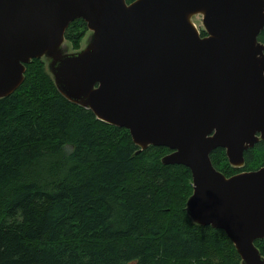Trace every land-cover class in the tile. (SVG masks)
Instances as JSON below:
<instances>
[{
	"label": "water",
	"instance_id": "95a60500",
	"mask_svg": "<svg viewBox=\"0 0 264 264\" xmlns=\"http://www.w3.org/2000/svg\"><path fill=\"white\" fill-rule=\"evenodd\" d=\"M202 16L201 36L191 17ZM91 32L67 52L74 20ZM264 0H0V98L23 82L25 65L44 59L59 93L132 142L169 150L161 162L185 166L186 212L222 230L241 264H264V165L226 177L264 141Z\"/></svg>",
	"mask_w": 264,
	"mask_h": 264
},
{
	"label": "trees",
	"instance_id": "16d2710c",
	"mask_svg": "<svg viewBox=\"0 0 264 264\" xmlns=\"http://www.w3.org/2000/svg\"><path fill=\"white\" fill-rule=\"evenodd\" d=\"M86 31L70 23L64 49L78 51ZM168 153L139 150L126 129L63 97L44 59L31 60L0 98V264H241L222 230L188 216L191 175L163 164ZM243 158L234 168L224 149L210 153L230 177L264 165V141ZM254 245L264 257V239Z\"/></svg>",
	"mask_w": 264,
	"mask_h": 264
},
{
	"label": "rangeland",
	"instance_id": "374dc122",
	"mask_svg": "<svg viewBox=\"0 0 264 264\" xmlns=\"http://www.w3.org/2000/svg\"><path fill=\"white\" fill-rule=\"evenodd\" d=\"M191 21L194 23V25L196 26V28L198 29V31L200 33L204 32L203 26H202V16L200 14L198 15H194L191 17ZM91 36V32L89 30L86 31L81 43H80V47L83 48L84 46H86L87 42L89 41ZM64 46V45H63ZM64 48V47H63ZM65 50V49H64ZM67 52H70L71 50H65Z\"/></svg>",
	"mask_w": 264,
	"mask_h": 264
},
{
	"label": "flooded vegetation",
	"instance_id": "af4514ba",
	"mask_svg": "<svg viewBox=\"0 0 264 264\" xmlns=\"http://www.w3.org/2000/svg\"><path fill=\"white\" fill-rule=\"evenodd\" d=\"M202 35V33H200ZM203 36V35H202Z\"/></svg>",
	"mask_w": 264,
	"mask_h": 264
},
{
	"label": "bare ground",
	"instance_id": "6f19581e",
	"mask_svg": "<svg viewBox=\"0 0 264 264\" xmlns=\"http://www.w3.org/2000/svg\"><path fill=\"white\" fill-rule=\"evenodd\" d=\"M193 23V22H192ZM194 24V23H193Z\"/></svg>",
	"mask_w": 264,
	"mask_h": 264
}]
</instances>
